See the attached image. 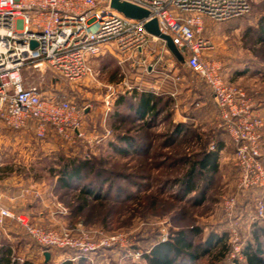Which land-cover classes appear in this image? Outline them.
<instances>
[{"label": "rangeland", "instance_id": "obj_1", "mask_svg": "<svg viewBox=\"0 0 264 264\" xmlns=\"http://www.w3.org/2000/svg\"><path fill=\"white\" fill-rule=\"evenodd\" d=\"M263 18L264 0H250L249 11L229 21L217 22L203 17L202 36L213 47L209 51H226L245 62H252L244 78L234 80L231 76L229 79L226 73L223 77L244 91L253 102L256 96L261 95L258 86L264 82V77L260 75L262 71L254 70L258 65H264V34L260 32L264 27V22L261 25ZM146 51L169 50L162 41L157 40L151 41ZM166 59L163 58V64H157L156 68H166ZM90 64L93 76L76 81L54 78L48 73L41 75L33 69H26L22 73L26 85L41 82L45 96L65 98L80 108L86 107L82 114L80 136L68 140L49 132L39 139L29 131L20 133L1 129L0 167L8 163L12 168L8 177L19 179L23 186L31 184L39 188L37 191L33 187L34 192L29 196L32 197L24 201L23 206L34 199H42L55 219L49 224L39 222L34 225L63 227L73 231L74 236L79 234L76 228L80 226L84 232L91 233L94 241L99 237L97 231H102L106 236L121 233L127 245L143 253H148L163 237L166 240L170 233L181 229L194 246L202 245L210 234L224 239L226 249L221 259L213 257L222 250L218 245L191 264H234L235 260L244 263L243 251H253L257 246L264 261V217L256 215L257 199L262 191L256 187L237 191L231 146L228 151L219 154L213 183L203 191L204 200L200 204L196 200L201 197L203 178H198L197 189L186 195L182 186L173 185L174 180L184 176L190 161L199 157V151L209 150L212 142L225 138V132L219 126L216 106L201 77L182 64L179 73L183 74V80L177 78L180 75L176 74L178 70L173 74L165 71L161 78H157L161 80L162 84L159 85H163V90L153 91L163 94L159 102L160 112L152 125L142 127L136 119L132 123L128 121L122 129L145 143L148 150L144 155L133 150L123 154L119 149L125 144H120L119 148L113 133L114 113L119 111L115 101L119 96L130 93L135 82L139 83L138 91L146 89L142 81L148 75L144 74L143 67L137 66L134 58L126 59L113 54L96 57ZM136 67L142 72H136ZM160 72L153 74L160 75ZM139 75L136 81L135 77ZM153 77H149L151 82L155 80ZM108 87L113 89V94L108 97L109 108L106 109L104 100ZM121 110L130 112L126 106ZM179 124L185 125V129L175 137L173 133ZM72 157L90 161L92 169L85 171L87 177L84 180L109 189L111 198L102 203L90 200L84 210L78 211L80 201L77 191L74 188H61L57 176L47 170L50 165L56 169L62 161ZM174 195H178V198ZM233 195L236 196V206L231 218H228L223 210V202ZM8 220L22 226L15 219ZM196 227L199 232L194 234L192 229ZM2 239H7L6 230L0 241ZM13 243L14 255L20 260L28 258L25 252L17 249L16 242ZM57 250L51 249L52 254H56L46 264H59L57 255L60 253ZM92 255L93 261L84 264H147L146 260L130 256L128 251L119 247L99 250ZM34 262L44 264L42 259Z\"/></svg>", "mask_w": 264, "mask_h": 264}, {"label": "built area", "instance_id": "obj_2", "mask_svg": "<svg viewBox=\"0 0 264 264\" xmlns=\"http://www.w3.org/2000/svg\"><path fill=\"white\" fill-rule=\"evenodd\" d=\"M149 11L162 33L184 58L191 71L210 89L217 109L219 126L233 144V166L237 191L256 187V215L264 217V165L261 161L263 118L254 111L253 100L244 91L227 82L220 66L204 59L212 44L202 36L203 17L229 21L245 15L250 0H125ZM109 0H0V132L1 129L31 132L44 138L53 132L64 139L80 136L83 110L65 98L45 96L41 82L24 83L26 69L48 73L66 81H76L94 74L90 61L104 54L126 59L144 51L151 41L161 40L144 27L145 20L128 18L109 8ZM36 42L31 46V42ZM165 43V42H164ZM44 80V79H43ZM104 104L113 89L108 87ZM106 133H110L108 130ZM215 149V143L209 150ZM236 196L224 199L223 210L231 218ZM61 212H66L62 210ZM7 219H15L30 240L41 248L68 249L76 253L70 260L83 258L92 262L99 250L119 247L139 258L143 252L127 245L121 233L99 235L77 226L73 231L43 228L28 217L13 212L0 202V237ZM165 237L162 238V241ZM43 249L41 254L43 255Z\"/></svg>", "mask_w": 264, "mask_h": 264}, {"label": "trees", "instance_id": "obj_3", "mask_svg": "<svg viewBox=\"0 0 264 264\" xmlns=\"http://www.w3.org/2000/svg\"><path fill=\"white\" fill-rule=\"evenodd\" d=\"M263 22L264 18L261 20V25ZM260 32L261 35L264 34V27H261ZM262 40L263 38L261 37V41ZM162 94L163 93L155 94L149 91H138L134 89L127 95L119 96L116 99L115 105L116 108H119V111L116 109L117 111L114 113L115 131L113 133L119 142V148H121L120 144H125V147L119 149L123 154H128L131 150L138 154H143L148 150V146L145 143L134 137L132 133L122 131V129L128 121L132 123V121H135L136 119L139 120L137 122H140L142 127L151 126L153 120L160 112L161 106L159 102ZM125 106L130 109V112L125 113L121 110ZM184 129L185 125L179 124L173 133L174 136L176 137L178 132ZM221 146L222 141L219 139L216 140L214 150L202 149L199 151V157L190 161L189 167L184 176L180 179L174 180L173 185L182 186L181 189L183 190V194L186 195L194 192L199 183L198 178H203L204 187H202L203 190L202 193H200L201 197L198 198L199 200H196L197 204H200L204 200L203 191L209 188L213 183V176L216 174L218 168L217 160ZM60 164L61 165L56 167V169H54L55 167H53V165H50L47 167V170L57 176V181L61 188H64L65 190L74 188L77 191L80 201L78 211L84 210L88 206L90 200L102 203L105 199L111 198L109 189H103L91 180H84L87 177L85 171L87 169H92L89 160L72 157L65 159ZM177 196L174 195L173 197ZM198 232L199 229L197 227L192 229V233L195 234ZM223 241V237L210 234L206 237V240L202 245L194 246L191 241L188 240L187 233L184 230L178 229L177 231L170 233L166 240L154 244L148 253L142 254L141 258L146 260L147 264H191L193 261L208 252L207 250H211L213 246L221 245L222 250L216 252L215 254L217 255L213 256L215 259H221L224 256L226 249ZM18 243L19 242H17V244ZM37 248L40 247L38 246ZM43 249L49 251V258L47 262H44V264H46L51 262V259L56 253L52 254V248H40V251L42 252ZM14 252L12 245L6 239H2L0 241V264H35L34 260L29 256L28 258L25 257L23 260H20L21 258L14 255ZM57 252L58 254H66L64 259L60 260L59 264L85 263V259L81 257L70 260L69 257L75 256L76 253L68 249H59ZM243 252L245 254V262L242 263L235 260L234 264H264L263 259H261L259 255V246L253 251L245 250Z\"/></svg>", "mask_w": 264, "mask_h": 264}, {"label": "crops", "instance_id": "obj_4", "mask_svg": "<svg viewBox=\"0 0 264 264\" xmlns=\"http://www.w3.org/2000/svg\"><path fill=\"white\" fill-rule=\"evenodd\" d=\"M164 46L166 47L165 43L163 42ZM167 48V47H166ZM147 49V48H146ZM146 49L144 51H142L141 53H137L135 54L133 57L135 59V63L137 64V66H141L144 68L145 73L147 74L144 79L142 81V84L144 85V88L146 89H142L143 91H149V92H153L155 94H157L156 92H154V89L157 90H163V85H161V80L157 79V78H161V75H163V73H165V71L170 72V73H175L176 70H178V73L176 74H180V66H182V64H185V62H180L178 61L174 55L170 52V51H146ZM168 49V48H167ZM214 53V54H213ZM211 54V55H210ZM105 55V54H104ZM166 68H156V65H162L163 62V58H166ZM204 59L208 60V61H213L216 62L219 66H220V72L222 74V76L225 77V73L228 75L229 79L232 78L234 80L236 79H242L245 77V73H247L248 71H250L249 69L252 66V62H245L244 59H239V57H234L232 55H230V53L226 52V51H206L204 53ZM250 60V59H249ZM244 61V62H243ZM247 61V60H246ZM243 62V63H242ZM260 66V67H258ZM257 67L254 68L255 71L257 70H261V76L264 77V65H258ZM249 68V69H248ZM261 68V69H260ZM139 68H135L136 72H142L139 71ZM160 75H154L153 73H158L159 71ZM153 77L155 78V80H153L151 82V80H149V77ZM177 76V75H176ZM223 77V78H224ZM140 78L139 77H135L136 81H138ZM147 78V80L145 79ZM178 79L183 80V74L181 73L178 77ZM225 79V78H224ZM226 81L229 82V80L225 79ZM235 82V81H233ZM159 83H161L159 85ZM230 83V82H229ZM135 86L134 89L136 88L137 90H140L137 86H139L137 82L134 83ZM236 84V83H235ZM159 85V86H158ZM261 90V95L256 96V100L254 102V111L259 114L263 120H264V82H261V85L258 86ZM195 88V87H193ZM133 89V90H134ZM209 89V88H208ZM210 92V97H211V101L214 103L213 101V97L211 94V91L209 89ZM215 105V104H214ZM183 118V117H182ZM192 120H194L192 118ZM8 131V130H7ZM11 132H20V131H13L10 130ZM23 133H25L26 131H22ZM20 132V133H22ZM225 140L221 139L222 141V146L219 150V154L225 151H228L227 149H230L229 146H231V151L233 155V144L231 142V140L229 139V137L226 135L225 133ZM229 141V144L227 143ZM261 142H262V147H261V161L264 165V126L261 129ZM226 155H228L226 153ZM8 163L3 164L0 167V202L7 206L8 208H10L13 212L15 213H20L21 215H25L26 217H30L29 221L30 223L34 224H38L40 223H47L49 224L50 222H55L54 218H53V214L51 212V209L49 206H45V203L43 202V200H37L35 201V199L33 201H30L27 203V205L24 207V201L29 200L31 197L30 193L34 192V185H26L23 186V184L20 182L19 179H13L8 177L9 172L11 171V165H7ZM37 188V187H35ZM39 188H37L36 190L38 191ZM7 228V229H6ZM5 230H6V240L12 245V249L15 251L14 247H13V242H19L17 244V249L21 250L23 252H25L32 260L34 261H38L40 259H42L43 262L44 261V256L41 254L40 248H37L38 245L33 243L29 236L26 234L25 229L21 226H18L14 223V221L10 222L8 219L5 222ZM17 240V241H15ZM22 240V241H21ZM21 241V243H20ZM39 249V250H38ZM71 253V252H70ZM58 258L57 259H64V257L66 256V254L64 253H60L59 255H57Z\"/></svg>", "mask_w": 264, "mask_h": 264}, {"label": "water", "instance_id": "obj_5", "mask_svg": "<svg viewBox=\"0 0 264 264\" xmlns=\"http://www.w3.org/2000/svg\"><path fill=\"white\" fill-rule=\"evenodd\" d=\"M109 8L114 9L115 11L121 13L125 17L133 18L136 20H145L144 27L145 29L154 36H157L161 40L165 42L166 47L168 50L174 55V57L180 61L184 62V58L181 53L177 50L175 45L172 43V40L169 35L162 33L158 27L157 20L155 18H150L149 11L127 2L125 0H109L108 3ZM36 42L32 41L31 46H35ZM44 261L47 262L49 258V251L45 250L43 252Z\"/></svg>", "mask_w": 264, "mask_h": 264}]
</instances>
